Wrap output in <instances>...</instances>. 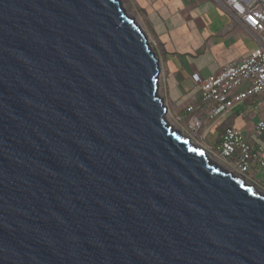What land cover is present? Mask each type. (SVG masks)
I'll return each instance as SVG.
<instances>
[{
	"label": "water",
	"instance_id": "water-1",
	"mask_svg": "<svg viewBox=\"0 0 264 264\" xmlns=\"http://www.w3.org/2000/svg\"><path fill=\"white\" fill-rule=\"evenodd\" d=\"M161 75L120 0H0V264H264V194Z\"/></svg>",
	"mask_w": 264,
	"mask_h": 264
},
{
	"label": "crops",
	"instance_id": "crops-1",
	"mask_svg": "<svg viewBox=\"0 0 264 264\" xmlns=\"http://www.w3.org/2000/svg\"><path fill=\"white\" fill-rule=\"evenodd\" d=\"M144 1L150 7L146 11L156 19V31L166 47L160 63L169 102L178 113L188 117L186 109L198 106L195 99L200 98L202 84L218 75L227 65L246 60L257 48V39L233 22L212 0ZM189 32L197 34L196 44L190 48L179 46ZM249 108L246 105L236 113L224 114L225 117L233 114L224 124H209L207 130L216 136L215 146L226 128L237 127L235 129L249 135L255 147L264 148V142L258 141L254 135L256 119L246 113ZM262 169L258 163H253L248 180L263 179Z\"/></svg>",
	"mask_w": 264,
	"mask_h": 264
},
{
	"label": "built area",
	"instance_id": "built-area-1",
	"mask_svg": "<svg viewBox=\"0 0 264 264\" xmlns=\"http://www.w3.org/2000/svg\"><path fill=\"white\" fill-rule=\"evenodd\" d=\"M233 22L249 31L258 42L257 48L242 62L227 65L218 75L207 79L201 86L199 106L186 109L192 128H203L200 113L220 117L236 113L249 105L261 113L254 133L264 135V0H212ZM208 153L223 159L234 174L247 177L252 164L264 169V148L255 147L245 134L237 129L225 130L220 143Z\"/></svg>",
	"mask_w": 264,
	"mask_h": 264
},
{
	"label": "rangeland",
	"instance_id": "rangeland-1",
	"mask_svg": "<svg viewBox=\"0 0 264 264\" xmlns=\"http://www.w3.org/2000/svg\"><path fill=\"white\" fill-rule=\"evenodd\" d=\"M120 1L124 9L126 10L127 14L133 17L136 23L145 32L152 51L155 52L158 58L161 60L163 53H164V49L161 44L162 40H160V38L156 36L154 28L145 12L146 8H150V7H148L147 3L144 0L143 1L142 0H120ZM196 41H197V34L189 32L188 35L185 36L184 42L182 43L179 42V46H182L183 48L185 47L190 48V46H193L196 44ZM160 94L165 99L166 105L169 107V114L167 115L169 123L173 125L175 129L181 131L185 136H187L191 140L192 143H194L195 145L199 147L205 148L207 152H209L208 150H212V148L215 147L214 143L216 142L215 141L216 136L214 137L213 131L207 130L208 129L207 127L209 126V124L211 123L212 124L216 123L217 125L224 124L225 120L227 121L228 119L233 117V114L231 116H226V117H225L226 114L221 115L220 117H215L211 115V117H208L209 119H206L207 115L200 113V115L198 116L201 117V120L203 122V128L199 130L198 132H196L192 128L191 118L189 116L186 117L182 113H178L176 108L169 102L170 97L166 90V83L164 82L163 75H161ZM195 100H197V103H198L196 105L199 106L201 102V96L200 98L197 97ZM246 113L247 114L249 113L251 115L250 117L256 119V122L258 120V117L262 115L261 113L254 111L252 108L247 109ZM234 121H238V120L235 119ZM224 128L221 129L220 131L223 132ZM235 128L237 127H234V129ZM254 135L258 137L257 138L258 141H261V143L264 142V135L261 137L257 136L255 133ZM245 136L249 141H251V139L249 138V135L245 134ZM252 144L254 143L252 142ZM208 154L216 163L221 165L227 171L232 172L228 169V165L223 159H221L217 155H212L211 153H208ZM260 173L261 175L264 176V169H262ZM244 178L246 179L248 183L253 184L261 193L264 194V178L257 179L255 181H249L248 175L247 177H244Z\"/></svg>",
	"mask_w": 264,
	"mask_h": 264
},
{
	"label": "trees",
	"instance_id": "trees-1",
	"mask_svg": "<svg viewBox=\"0 0 264 264\" xmlns=\"http://www.w3.org/2000/svg\"><path fill=\"white\" fill-rule=\"evenodd\" d=\"M146 12V14H147V16H148V18H149V20H150V22H151V24H152V26H153V28H154V31H155V34H156V36L159 38L160 37V35L158 34V32L156 31V19H155V17H154V15L151 13V12H147V11H145ZM162 44V43H161ZM162 47H163V49L165 50V45L164 44H162ZM226 129H228V128H226ZM225 129V130H226ZM225 130H224V132H225ZM224 132H223V134H224ZM223 136V135H222ZM220 143V142H219Z\"/></svg>",
	"mask_w": 264,
	"mask_h": 264
}]
</instances>
